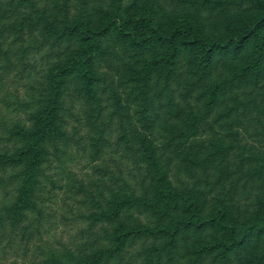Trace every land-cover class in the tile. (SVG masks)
Segmentation results:
<instances>
[{
    "label": "trees",
    "instance_id": "16d2710c",
    "mask_svg": "<svg viewBox=\"0 0 264 264\" xmlns=\"http://www.w3.org/2000/svg\"><path fill=\"white\" fill-rule=\"evenodd\" d=\"M70 1L0 0V18L17 15L2 25L14 37L7 47L0 39V68H17L21 83L0 73V168L13 190L5 215L16 225L38 210L54 166L88 191L85 239L50 245L40 264H124L131 248L135 264H264V144L242 142L231 122L218 134L212 119L224 97L234 104L221 116L242 93L264 98V0H74L73 10ZM218 8L234 14L213 30L200 14ZM114 61L118 85L101 68ZM186 71L195 78L178 90ZM69 85L94 154L114 124L144 169L135 182L94 192L70 178ZM175 159L186 173L171 171Z\"/></svg>",
    "mask_w": 264,
    "mask_h": 264
},
{
    "label": "rangeland",
    "instance_id": "374dc122",
    "mask_svg": "<svg viewBox=\"0 0 264 264\" xmlns=\"http://www.w3.org/2000/svg\"><path fill=\"white\" fill-rule=\"evenodd\" d=\"M73 2L74 0L70 1L72 10ZM220 10L223 11L221 12ZM11 13L6 12L0 18V39L3 40L4 47L9 46L14 37L8 30L9 26L2 29V25H9L17 17V15ZM233 14L234 10L228 12L226 9L218 8L212 12L205 11L200 14V17L203 22L206 21L209 26H213V30H218L224 25L225 18ZM27 31L28 29L25 28V37H28ZM118 64V61H114V65L109 62H104L101 65L102 70L107 72L109 79L117 81L116 85L119 84L118 78L120 75V67H118L120 65ZM36 66L40 70L41 66H43L42 62H39ZM16 70L17 68L14 66L10 69L0 68V73L5 76L4 80L9 81L7 86L14 89L21 87V83L19 84L20 80H16L14 76ZM194 78L195 76L186 71L174 84L178 90H182L187 81ZM260 84L258 90H264V78H262ZM117 87L122 89L120 86ZM250 97H252V100L248 101V109L245 110V100L247 101ZM65 100L72 112L70 130L75 139V143L70 148L71 156L68 157L65 164L66 172L68 174L69 170L71 172L69 174L70 178L76 177V179H80L85 189H90L94 192H101L107 185H117L122 181L127 183L135 182L144 172V169L136 163L133 155L124 151L123 146L116 142L117 131H114L115 125H112L113 132L107 133L106 137L108 139L103 149L99 153L94 154L85 108L76 97L72 85H69L65 90ZM223 100L212 118L213 126L218 130V134H224L227 130L226 122H231L232 127L238 132L237 137L239 136L242 142L256 145L264 144V130L261 127L264 122L263 96L260 93L256 95L254 93L240 94L239 100L243 101L238 105L240 108L228 116H221L219 113L232 106L234 100L228 96L224 97ZM110 102L108 100L109 108L111 107ZM256 128L258 129L256 130ZM163 133L164 131L161 128H156L152 134L156 141L159 142L162 140ZM231 138L230 136L226 137V141L228 142ZM184 170V168H180L178 159L173 160L172 172L183 173L185 172ZM48 171H52L51 175L55 180V184L48 181L39 190L40 197L37 204L40 210L31 211L29 217L20 218L14 225L11 218L8 217L9 214L5 215L6 209H4L7 202L6 199L8 197L13 198L11 184H4V178L7 177L9 171H4L0 168V214L5 217L0 223V264H40L45 255L44 250L50 245L60 246L62 242L74 244L85 239L86 234L81 232L80 229L87 225V221L80 217L79 212L85 207V203L82 200H84L85 193L87 194L88 191L78 190V187L73 185L74 181L72 182L71 179L69 181L65 172H60L55 166ZM78 183L80 184L81 182L79 181ZM38 214H40L39 216L42 220L36 217ZM37 224L40 225V229ZM134 251L135 248H131L126 252L124 264L136 263L134 261Z\"/></svg>",
    "mask_w": 264,
    "mask_h": 264
}]
</instances>
